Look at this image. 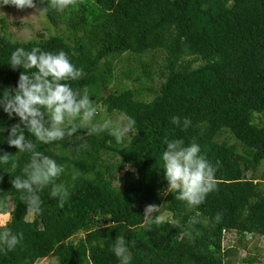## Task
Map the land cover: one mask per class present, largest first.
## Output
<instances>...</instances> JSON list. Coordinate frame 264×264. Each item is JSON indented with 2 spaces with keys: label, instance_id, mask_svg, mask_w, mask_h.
<instances>
[{
  "label": "trees",
  "instance_id": "obj_1",
  "mask_svg": "<svg viewBox=\"0 0 264 264\" xmlns=\"http://www.w3.org/2000/svg\"><path fill=\"white\" fill-rule=\"evenodd\" d=\"M33 5L56 32L15 41L2 25L0 95L15 88L23 71L7 64L16 47L63 50L84 71L71 87L87 88L94 106L126 113L136 124L131 140L119 145L107 131L89 135L81 128L49 144L25 131L39 151L65 165L56 183L63 182L69 196L61 206L51 185L41 189L42 211L32 217L11 184L27 155H19L14 171L0 168V199L13 203L0 229L23 233L14 249L0 250V264L46 258L118 264L110 251L118 235L128 243L132 264H232L235 249L224 246V232L239 241L264 238V0H72L61 11L51 0ZM117 65L131 78L138 71L134 82L140 88L114 89ZM174 115L190 125L171 123ZM18 122L0 109V150L13 156L17 149L7 144V130ZM226 133L235 142L223 139ZM165 138L198 143L215 167L216 189L199 206L190 208L168 192ZM150 204L157 211L149 224L143 215ZM162 212L171 217L157 223ZM194 216L197 223L191 224ZM242 263L264 261L247 257Z\"/></svg>",
  "mask_w": 264,
  "mask_h": 264
},
{
  "label": "clouds",
  "instance_id": "obj_2",
  "mask_svg": "<svg viewBox=\"0 0 264 264\" xmlns=\"http://www.w3.org/2000/svg\"><path fill=\"white\" fill-rule=\"evenodd\" d=\"M71 3L72 0H51V6L57 11ZM3 4H12L17 8L32 7L33 0H0V5ZM7 64L14 70L19 67L23 71L15 88L0 95V109L9 117L15 115L19 118V122L7 130V144L17 149V155L0 150V168L10 165L14 171L19 155H27L11 184L26 205L28 214L35 217L42 211L41 189L51 185L50 195L58 198L61 206L68 198L69 191L63 182L56 183V179L64 173L65 165L39 151L37 144L31 138H26L25 131L43 144L61 141L81 128L86 129L89 135L107 131L119 145L131 140L130 133L136 121L126 113L116 118L95 120L97 107L90 99L88 89H74L69 83L81 79L84 71L72 63L63 50L16 47L11 51ZM171 123L187 128L191 121L184 117L181 122V118L174 115ZM4 131L0 127V133ZM164 143L166 147L161 153V160L168 192L175 191L176 198L185 201L190 208L199 206L206 195L216 189L215 167L201 153L198 143L185 144L180 138H165ZM78 175V171L73 172V179ZM154 211H157L156 205L150 204L144 209L143 217L149 224L153 217L150 214ZM216 219H219V214ZM156 222L159 223V218ZM190 223H197L195 216ZM22 239L23 233L4 227L0 229V250H12ZM110 251L118 264H132L128 243L123 235L116 236Z\"/></svg>",
  "mask_w": 264,
  "mask_h": 264
},
{
  "label": "rangeland",
  "instance_id": "obj_3",
  "mask_svg": "<svg viewBox=\"0 0 264 264\" xmlns=\"http://www.w3.org/2000/svg\"><path fill=\"white\" fill-rule=\"evenodd\" d=\"M3 24L7 25V31L9 32L11 38L15 41H30L36 40L40 37V35L47 36L49 33L54 34L56 29L50 25L49 21L45 17L43 11L36 5L32 7H24L18 10H10L4 9L2 5H0V29ZM151 56H147L146 59H150ZM155 59L161 61L162 57L160 54L155 55ZM118 62V61H117ZM115 62V63H117ZM137 60H131V64L135 67L138 65ZM123 64V63H122ZM116 69V79L113 83L115 88H140V83H135L134 79L139 75V72H132L131 77L125 76V72H122L120 69V65H117ZM156 66L152 65V71H154ZM128 77V78H127ZM154 79L156 77L154 76ZM143 82H147L145 78L142 79ZM149 83V82H147ZM145 84V83H144ZM148 91L146 92V94ZM149 96V94H148ZM151 96V95H150ZM149 98H152L149 97ZM121 113L107 112L105 107L100 104L97 108V114L94 117L95 120H103L105 118H116ZM133 132L130 135H133ZM228 137L229 142H235V139L226 133L222 136L223 139ZM264 168V165H263ZM13 207V203L9 201L8 203H4L0 199V224H5L10 218V210ZM171 215L167 212L160 213L159 219H168ZM83 233H80L76 236L78 239L82 236ZM227 239L224 241V246L226 248L235 249V256H232L230 259L232 260V264H243L242 260L247 257H255L259 260L264 261V238L258 235L255 236H245L239 241V236L234 233L227 234ZM37 264H57L56 260L53 258L41 259L37 262Z\"/></svg>",
  "mask_w": 264,
  "mask_h": 264
},
{
  "label": "built area",
  "instance_id": "obj_4",
  "mask_svg": "<svg viewBox=\"0 0 264 264\" xmlns=\"http://www.w3.org/2000/svg\"><path fill=\"white\" fill-rule=\"evenodd\" d=\"M227 234H229L228 232H224V241L227 239Z\"/></svg>",
  "mask_w": 264,
  "mask_h": 264
}]
</instances>
